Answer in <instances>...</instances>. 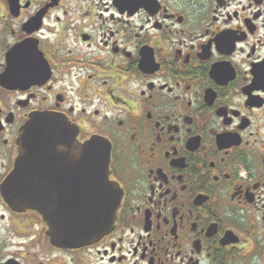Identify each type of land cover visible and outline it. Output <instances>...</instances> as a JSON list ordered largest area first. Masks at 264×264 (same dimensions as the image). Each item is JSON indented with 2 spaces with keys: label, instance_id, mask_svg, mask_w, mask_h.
<instances>
[{
  "label": "flooded vegetation",
  "instance_id": "obj_1",
  "mask_svg": "<svg viewBox=\"0 0 264 264\" xmlns=\"http://www.w3.org/2000/svg\"><path fill=\"white\" fill-rule=\"evenodd\" d=\"M38 112L110 152L99 240L56 245L3 193ZM46 159L58 210L94 173ZM0 264H264V0H0Z\"/></svg>",
  "mask_w": 264,
  "mask_h": 264
},
{
  "label": "water",
  "instance_id": "obj_2",
  "mask_svg": "<svg viewBox=\"0 0 264 264\" xmlns=\"http://www.w3.org/2000/svg\"><path fill=\"white\" fill-rule=\"evenodd\" d=\"M78 131L64 117L51 112L31 115L17 138L18 155L3 193L13 207L41 209L48 223V235L59 246H79L99 240L113 227L121 204L122 191L110 180V152L98 139L77 140ZM75 157L78 163L91 162L94 175L87 191L72 196L53 210L52 185L40 176L46 158ZM76 162V163H77ZM41 205V206H39ZM69 205V209L66 207Z\"/></svg>",
  "mask_w": 264,
  "mask_h": 264
}]
</instances>
